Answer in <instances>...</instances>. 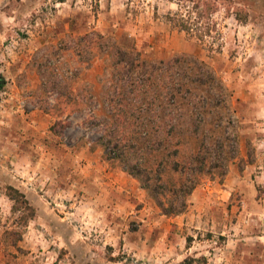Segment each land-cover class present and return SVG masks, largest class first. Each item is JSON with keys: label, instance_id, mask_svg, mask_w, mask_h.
<instances>
[{"label": "rangeland", "instance_id": "1", "mask_svg": "<svg viewBox=\"0 0 264 264\" xmlns=\"http://www.w3.org/2000/svg\"><path fill=\"white\" fill-rule=\"evenodd\" d=\"M215 1L217 33L202 42L167 20L176 1L0 0V264H264V0ZM108 37L151 59L194 54L232 93L218 113L226 174L203 176L185 215L160 214L137 179L91 149ZM202 117L208 139L214 116ZM8 184L34 207L24 226Z\"/></svg>", "mask_w": 264, "mask_h": 264}, {"label": "trees", "instance_id": "2", "mask_svg": "<svg viewBox=\"0 0 264 264\" xmlns=\"http://www.w3.org/2000/svg\"><path fill=\"white\" fill-rule=\"evenodd\" d=\"M169 1H176L179 8L165 16L186 36L204 42L212 31L217 33L212 19L215 0ZM233 12L236 20L246 21V11L236 7ZM106 48L110 65L100 96L105 115L99 120L100 135L90 143L91 149L100 146L106 160L116 161L137 179L160 214L179 215L186 211L189 196L203 176H217L221 181L226 174L228 156L218 113L229 107L232 93L215 70L194 54L146 58L133 45L114 37H108ZM87 95L86 104H91L94 96ZM211 112L210 137L201 138L205 126L202 115ZM91 116L96 117L94 113ZM187 135L198 138L195 149ZM6 194L13 201L12 212L18 213L16 221L26 225L34 216V207L14 185L6 186ZM21 233L5 230L4 239L14 245ZM192 240L187 236L188 246ZM180 264H207V259L187 255Z\"/></svg>", "mask_w": 264, "mask_h": 264}, {"label": "crops", "instance_id": "3", "mask_svg": "<svg viewBox=\"0 0 264 264\" xmlns=\"http://www.w3.org/2000/svg\"><path fill=\"white\" fill-rule=\"evenodd\" d=\"M122 173H124V171H122V170H120ZM132 180H133V178H132ZM182 215H185V213H183Z\"/></svg>", "mask_w": 264, "mask_h": 264}]
</instances>
